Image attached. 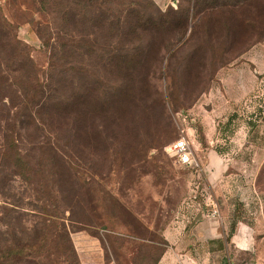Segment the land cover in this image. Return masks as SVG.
<instances>
[{"label": "rangeland", "instance_id": "rangeland-1", "mask_svg": "<svg viewBox=\"0 0 264 264\" xmlns=\"http://www.w3.org/2000/svg\"><path fill=\"white\" fill-rule=\"evenodd\" d=\"M0 86V241L23 242L29 264H157L193 178L188 213L205 219L214 152L252 183L241 215L264 236V0H0ZM17 113L45 126L19 133ZM180 139L199 170L167 152ZM39 207L54 214L41 232ZM237 241L205 264H264V240Z\"/></svg>", "mask_w": 264, "mask_h": 264}, {"label": "crops", "instance_id": "crops-1", "mask_svg": "<svg viewBox=\"0 0 264 264\" xmlns=\"http://www.w3.org/2000/svg\"><path fill=\"white\" fill-rule=\"evenodd\" d=\"M212 154L204 167L207 170L204 180L205 187L214 194L211 193L218 204L220 217L210 219L201 212L200 216L205 219L195 222L196 217L184 209V201L175 210L169 225L162 232L165 240L170 241V247L157 264H205L206 257L217 252L218 246L221 250H227L228 244L240 247L241 242L237 240H264V236L259 237L263 224L258 220L246 221L241 215L240 190L245 189L248 196L252 191V183L245 177L247 175L228 171L230 169L223 160L215 152ZM249 198L254 202L252 192ZM227 240L230 241L226 242ZM200 246H203L202 252Z\"/></svg>", "mask_w": 264, "mask_h": 264}, {"label": "trees", "instance_id": "trees-1", "mask_svg": "<svg viewBox=\"0 0 264 264\" xmlns=\"http://www.w3.org/2000/svg\"><path fill=\"white\" fill-rule=\"evenodd\" d=\"M5 42V46L8 50H10L12 52V57L13 54L16 50L21 49V43H19V41L17 40V38L13 35H11L10 33H7L5 35V40H3ZM33 84L37 85V81L34 80ZM1 88V86H0ZM32 114V113H31ZM28 114L27 116H22L19 115V113L16 114V116H22L23 119L21 118L20 120V124H19V133H21V131H23L25 134L30 130L29 127H32V125H34L35 127L40 128L39 126H45V124L43 122H41L38 118H36L35 113H33L32 115ZM27 120H31L29 123L26 121ZM8 124V122H6ZM18 125H16L15 123L11 124L12 127V131L13 133L16 134V128ZM33 127L34 130L37 131V128ZM11 128L9 125H7V131L4 132V142L5 144L8 142V136H9V132ZM16 144V145H15ZM8 146V144H7ZM9 149H11L12 151L15 152V157H16V161L18 162V167L20 169L19 175H21L20 180L26 185V187H28L33 193L35 201L36 202H40L41 204H44L43 198H42V191H38L37 187L40 185L38 184V182H36L34 180V178L37 177L38 175V171L32 170L30 169V167L28 166L27 163V158L26 156H22L20 151H19V146L17 144V141L15 142H10L9 145ZM4 145L0 144V155H2V157L4 156ZM55 150V148H54ZM1 159V156H0ZM25 161V162H24ZM1 166V165H0ZM40 216H41V222L36 223L35 227L33 228V230L37 231V232H41L42 228L46 227L48 223H52L53 219H54V214L53 212L50 211V209H47L46 207H39L38 208ZM24 230V231H22ZM22 230L20 231L22 236L24 237V240L28 237L29 235V231L27 230L26 227H22ZM30 230V229H29ZM8 235V233H6V236ZM4 241H0V264H23V262L29 264V262L27 261V257L30 256L29 254L27 255L26 253V246H20L23 244V242H17L14 243L13 240L10 238V234H9V238L5 239V236L3 237ZM7 240V241H5ZM27 245V244H26ZM28 246V245H27ZM22 256H26V257H22Z\"/></svg>", "mask_w": 264, "mask_h": 264}, {"label": "built area", "instance_id": "built-area-1", "mask_svg": "<svg viewBox=\"0 0 264 264\" xmlns=\"http://www.w3.org/2000/svg\"><path fill=\"white\" fill-rule=\"evenodd\" d=\"M167 152L175 156L177 162L180 165L185 166L189 169L199 170L198 161L193 153L191 144L187 140L180 139L178 141H175L167 147ZM197 181V179L193 178L190 186V191L193 195L200 188L199 182ZM183 205L184 209L187 212L189 211V209H193L196 206L193 196L190 195L188 198H186ZM199 212H202L205 217H208L210 219H217L220 217L218 204L212 194L206 193L204 197V204L200 205Z\"/></svg>", "mask_w": 264, "mask_h": 264}]
</instances>
